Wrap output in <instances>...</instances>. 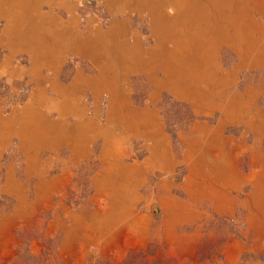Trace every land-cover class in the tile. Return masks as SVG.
<instances>
[{
    "label": "rangeland",
    "instance_id": "obj_1",
    "mask_svg": "<svg viewBox=\"0 0 264 264\" xmlns=\"http://www.w3.org/2000/svg\"><path fill=\"white\" fill-rule=\"evenodd\" d=\"M120 1L0 0V264H264V0Z\"/></svg>",
    "mask_w": 264,
    "mask_h": 264
},
{
    "label": "bare ground",
    "instance_id": "obj_2",
    "mask_svg": "<svg viewBox=\"0 0 264 264\" xmlns=\"http://www.w3.org/2000/svg\"><path fill=\"white\" fill-rule=\"evenodd\" d=\"M115 1V3H120L121 4V1L120 0H114ZM136 1H138V3H139V5H141V4H143V6H145L147 9H149L150 11H151V13H152V15H153V23H154V29H155V31L157 30V33H159L160 35H162V33H164L165 32V30L166 29H168V28H170L171 26H172V21H169L168 19H166V13L162 10V9H160V6H164V5H167V4H171V5H173V6H176L177 7V9L178 10H180V8L182 7L181 6V4H180V0H165V2H164V0H136ZM189 1V0H188ZM191 1V4H196V2H198V0H190ZM200 1V3H202V0H199ZM133 3H136L135 1H132ZM215 2V1H214ZM206 3V2H205ZM224 3V2H223ZM208 4H210L209 2H208ZM191 6V5H190ZM201 6H203L204 8H205V5H201V4H199L198 3V6H197V8L196 9H198V11H199V8L201 7ZM209 6V5H208ZM208 8V7H207ZM209 8H210V6H209ZM248 8V7H247ZM182 10H183V8H182ZM181 10V11H182ZM211 10H212V8H211ZM245 10V9H244ZM180 11V12H181ZM214 11V10H213ZM179 12V11H178ZM183 12V11H182ZM247 12V11H246ZM213 13V12H212ZM245 13V12H244ZM213 14H215V13H213ZM240 14V13H239ZM246 14V13H245ZM180 15H182V13H180ZM209 15V14H208ZM211 15V14H210ZM241 16V15H240ZM186 18V17H185ZM210 18V17H209ZM218 19V18H217ZM230 19V18H229ZM212 20V19H211ZM185 21V20H184ZM213 21H216V19L214 20L213 19ZM219 21V20H218ZM188 22V21H187ZM208 22V21H207ZM186 23V22H185ZM211 23V22H210ZM241 23V22H240ZM215 25V24H214ZM230 25V24H229ZM214 27V26H213ZM212 27V28H213ZM232 28V27H231ZM204 29V28H203ZM243 29V28H242ZM237 31V30H236ZM246 31V30H245ZM251 31V30H250ZM255 32V31H254ZM250 33V32H249ZM200 34V33H199ZM207 34V33H206ZM206 34H205V37H206ZM209 34V33H208ZM213 34V33H212ZM237 34V33H236ZM252 34V33H251ZM257 35V34H256ZM235 36H237V35H235ZM204 37V38H205ZM212 37L215 39V40H218V41H220V37L218 36H214V35H212ZM223 37L225 38L226 36H224L223 35ZM239 38V37H238ZM257 39V38H256ZM237 40V39H236ZM239 40V39H238ZM248 40V39H247ZM236 42V41H235ZM235 42H233V43H235ZM238 42V41H237ZM260 43V42H259ZM239 44H242L241 42H239ZM261 44V43H260ZM258 45V44H257ZM262 48V47H261ZM260 48V49H261ZM254 52L255 53H257V52H259L258 50H257V48H256V50H254ZM207 58H209V57H207ZM211 60V59H210ZM169 66V65H168ZM169 70V69H168ZM171 71V70H170ZM172 85H177V84H175V83H172ZM242 116L244 115V114H241ZM231 117V116H230ZM248 122L250 123V125H251V122H252V120L250 121V120H248ZM86 128V127H85ZM91 131V130H90ZM106 180H107V178H106Z\"/></svg>",
    "mask_w": 264,
    "mask_h": 264
},
{
    "label": "crops",
    "instance_id": "obj_3",
    "mask_svg": "<svg viewBox=\"0 0 264 264\" xmlns=\"http://www.w3.org/2000/svg\"><path fill=\"white\" fill-rule=\"evenodd\" d=\"M164 2H165V0H164ZM167 5H171V4H167ZM136 5H134V7H135ZM166 5H164V6H160V9H162L164 12H165V7ZM166 13V12H165ZM162 41H163V38H162ZM21 46H25V44H23L22 43V45ZM90 46H88V48H89ZM75 48H73V50H74ZM251 56V55H250ZM250 56H248L246 59L249 61V62H251V63H257V60L258 59H256V57H252L251 59H250ZM104 79H106V78H104ZM97 81H98V79H97ZM178 82L176 81V84H177ZM178 85V84H177ZM250 99H248L247 97L245 98V97H243V98H240V99H238V100H235L234 102H233V105L231 106V105H229L228 107H227V112L230 114V115H233L232 117H234L236 120H238V121H246V122H248V120H255L256 118V114H251V112H250V110H249V103H250ZM245 104L244 106H240V104ZM241 114H244L243 116L241 115ZM231 117V118H232ZM250 118H252V119H250ZM255 118V119H254ZM249 123V122H248Z\"/></svg>",
    "mask_w": 264,
    "mask_h": 264
},
{
    "label": "trees",
    "instance_id": "obj_4",
    "mask_svg": "<svg viewBox=\"0 0 264 264\" xmlns=\"http://www.w3.org/2000/svg\"><path fill=\"white\" fill-rule=\"evenodd\" d=\"M18 252L17 260L20 263L18 262L17 264H52L53 260L51 258L57 259L53 257L54 255L56 256V252L50 249L44 250L40 254H34L29 248H26L24 251L21 248Z\"/></svg>",
    "mask_w": 264,
    "mask_h": 264
}]
</instances>
